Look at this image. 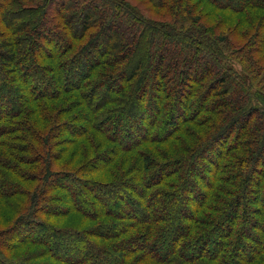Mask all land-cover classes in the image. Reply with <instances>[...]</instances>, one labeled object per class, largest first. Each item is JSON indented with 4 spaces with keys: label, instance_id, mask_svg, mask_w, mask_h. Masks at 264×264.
Masks as SVG:
<instances>
[{
    "label": "trees",
    "instance_id": "trees-1",
    "mask_svg": "<svg viewBox=\"0 0 264 264\" xmlns=\"http://www.w3.org/2000/svg\"><path fill=\"white\" fill-rule=\"evenodd\" d=\"M0 264H264V0H0Z\"/></svg>",
    "mask_w": 264,
    "mask_h": 264
},
{
    "label": "rangeland",
    "instance_id": "rangeland-1",
    "mask_svg": "<svg viewBox=\"0 0 264 264\" xmlns=\"http://www.w3.org/2000/svg\"><path fill=\"white\" fill-rule=\"evenodd\" d=\"M236 1H239V0H236ZM149 8H150V10H148L149 12L146 13L147 16H149V17H156V18H158L160 20H163V21H166V20L169 19V9L167 7L154 8V7L150 6ZM203 21H205V23H207L208 25H212V26H215V24H216V20L210 18L207 15H204L203 16ZM122 36H124L122 43L123 44H127L128 35L123 33ZM201 57H203V56L201 54L200 55L198 54V55H196V58L193 60V63H194L193 67H194V70L196 72H198L199 69L201 68V66L203 65V63L200 62L201 61ZM165 65L168 67V69H171V72L173 73L172 77L170 78V81L172 82V86H174V87L177 86V77H178V74H177V72H175L176 69L173 67V65H171L170 55H167V59L165 60ZM19 87H20L19 85H15L13 87L12 93H13V91L15 92V93L12 94L13 96H16L17 91L19 90ZM45 89L51 90V89H48V88H45ZM173 101L169 102L168 103V106L169 105H172L173 104ZM153 112H155V111H153ZM146 120H149V118L147 117ZM144 122H145V120L143 118L142 119H138L137 122H134V125H132L129 128L130 135H129V139H127L128 143H131V142L135 141L136 139L140 138L141 136H146L147 131L145 130L146 129L145 128L146 127L145 126L146 124L143 125ZM135 125L138 126L137 127V130L134 127ZM142 126H144V128ZM139 127L140 128L142 127V129H140L138 131V128ZM119 138L126 139V137L124 136L123 130H121V133L119 135ZM200 168H201V166L198 167V169H200ZM79 201H80L81 204L84 203L81 198H79ZM110 207L111 208H117L118 210H120V212H123V210H124L125 207L128 208L125 203H122V205L120 206V208H118L116 206H110ZM176 216H178V214Z\"/></svg>",
    "mask_w": 264,
    "mask_h": 264
}]
</instances>
